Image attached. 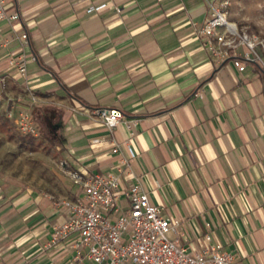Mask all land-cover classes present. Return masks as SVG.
Masks as SVG:
<instances>
[{"label":"crops","instance_id":"1","mask_svg":"<svg viewBox=\"0 0 264 264\" xmlns=\"http://www.w3.org/2000/svg\"><path fill=\"white\" fill-rule=\"evenodd\" d=\"M2 1L19 19L0 22V116L15 132L12 100L44 137L33 149L0 130V264H76V234L51 242L67 218L53 200L80 196L69 172L138 183L192 252L264 264V61L210 55L200 29L220 0ZM20 54L24 78L7 64ZM112 108L108 131L94 115Z\"/></svg>","mask_w":264,"mask_h":264},{"label":"built area","instance_id":"2","mask_svg":"<svg viewBox=\"0 0 264 264\" xmlns=\"http://www.w3.org/2000/svg\"><path fill=\"white\" fill-rule=\"evenodd\" d=\"M228 5V1L210 5V17L200 29V34L205 37L204 46L211 56L219 62L233 56V65L242 71V61H260L255 52L260 41L254 34L227 20V12L223 9ZM18 19L16 13L5 12L0 0V22ZM18 39L22 45L27 43L25 33ZM239 47L245 52L237 54ZM7 64L20 77H25L26 57L23 54L10 57ZM31 101H34L32 97ZM5 116L14 122L18 134L38 137L37 126L26 108L9 100ZM94 116L108 131L123 119V113L114 108L96 111ZM97 143L99 139L91 140V144ZM117 150L118 146L112 143L111 151L115 153ZM68 175L80 189V196L74 200H53L55 206L65 210L67 218L54 228L51 242L56 243L70 234H76L72 257L76 264H236L234 256L224 251L220 244H208L201 251L192 252L178 239H171L169 234L173 231V224L149 202L138 183L123 192L119 189L117 175L112 173L84 176L69 172ZM121 193L128 199L126 208L117 202ZM206 228L209 229L208 224ZM204 239L210 241L209 233L204 235Z\"/></svg>","mask_w":264,"mask_h":264},{"label":"rangeland","instance_id":"3","mask_svg":"<svg viewBox=\"0 0 264 264\" xmlns=\"http://www.w3.org/2000/svg\"><path fill=\"white\" fill-rule=\"evenodd\" d=\"M224 1H228L229 5L223 10L227 12V20L236 21V25L238 28H242L249 34H254L258 37L260 44H258L255 48V52L258 55L261 61H264V0H220L215 5L220 4ZM248 15L251 16V20H244L243 16ZM246 26V28H244ZM18 132L15 129V132ZM44 135L40 132L38 138H36L35 143L32 144L33 149L38 147L39 143H42ZM42 148V147H40ZM27 160V157H24Z\"/></svg>","mask_w":264,"mask_h":264},{"label":"trees","instance_id":"4","mask_svg":"<svg viewBox=\"0 0 264 264\" xmlns=\"http://www.w3.org/2000/svg\"><path fill=\"white\" fill-rule=\"evenodd\" d=\"M254 63L256 65H258L257 62H254ZM0 130L3 131L4 133H7V135L10 138V140L15 141L20 146L23 145V144L24 145H32L36 141V138L30 137V136H23V135L16 134V133H12L10 131V128L6 124V119L3 116H0ZM38 136H39V134H38Z\"/></svg>","mask_w":264,"mask_h":264}]
</instances>
